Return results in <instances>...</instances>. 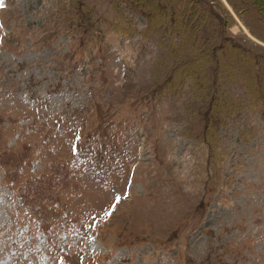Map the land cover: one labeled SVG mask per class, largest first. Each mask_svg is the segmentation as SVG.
Returning a JSON list of instances; mask_svg holds the SVG:
<instances>
[{
    "label": "rangeland",
    "instance_id": "374dc122",
    "mask_svg": "<svg viewBox=\"0 0 264 264\" xmlns=\"http://www.w3.org/2000/svg\"><path fill=\"white\" fill-rule=\"evenodd\" d=\"M0 3V264H264V0Z\"/></svg>",
    "mask_w": 264,
    "mask_h": 264
},
{
    "label": "snow or ice",
    "instance_id": "6c2138e0",
    "mask_svg": "<svg viewBox=\"0 0 264 264\" xmlns=\"http://www.w3.org/2000/svg\"><path fill=\"white\" fill-rule=\"evenodd\" d=\"M0 7H3V4L2 3H0Z\"/></svg>",
    "mask_w": 264,
    "mask_h": 264
}]
</instances>
